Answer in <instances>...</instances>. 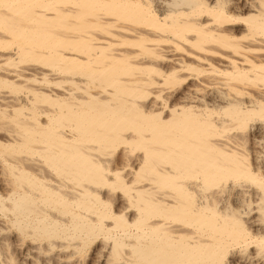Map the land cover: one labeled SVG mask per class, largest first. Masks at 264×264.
Segmentation results:
<instances>
[{
    "label": "bare ground",
    "instance_id": "bare-ground-1",
    "mask_svg": "<svg viewBox=\"0 0 264 264\" xmlns=\"http://www.w3.org/2000/svg\"><path fill=\"white\" fill-rule=\"evenodd\" d=\"M0 44V264H264V0H0Z\"/></svg>",
    "mask_w": 264,
    "mask_h": 264
},
{
    "label": "rangeland",
    "instance_id": "rangeland-1",
    "mask_svg": "<svg viewBox=\"0 0 264 264\" xmlns=\"http://www.w3.org/2000/svg\"><path fill=\"white\" fill-rule=\"evenodd\" d=\"M236 0H226V3L228 2V4H229V6L232 4V2L234 3ZM4 35H8V34H4ZM4 45H1L0 44V49H3L2 47H3ZM5 47V46H4ZM11 47V46H10ZM17 61V60H16ZM25 61V62H24ZM26 61H28V63H30V60H26V59H23V61L21 60V61H19L18 63L20 64V65H23V66H26L27 65V62ZM39 61H41V62H39ZM15 62V61H14ZM21 62V63H20ZM35 64H40V65H42L43 64V62H42V59H39L38 61H33ZM4 63H5V68L7 67V68H10V69H12L11 67H9V65L8 64H6V62H1L0 63V66L3 64L4 65ZM32 63V62H31ZM42 63V64H41ZM17 64V63H16ZM19 64H17V65H19ZM2 65V66H3ZM2 66H1V68H0V70H2L3 68H2ZM62 74H64V73H62ZM38 76H40V75H38ZM186 82V81H185ZM185 82L183 81V82H178L177 84H175V85H173L172 87L173 88H180L181 86H182V83L183 84H185ZM2 83V82H1ZM62 84V85H61ZM69 84H70V86H71V83L70 82H68L67 83V81H56L55 82V84L53 85L52 84V86H54V87H58V88H60L61 86H65V87H70L69 86ZM58 85V86H57ZM61 85V86H60ZM254 85V84H253ZM2 86H3V83H2ZM1 86V84H0V90H1V88H4V87H2ZM170 85H167V86H165V87H169ZM251 87V86H250ZM170 88V87H169ZM252 88H255V87H251V89ZM9 90H10V88H8ZM7 89V91H9ZM20 89L21 88H19V92H20ZM96 90H98V89H96ZM18 91L16 92V90H14L13 91V89L11 90V92L10 93H19ZM0 138H1V140H0V142H2L3 140V138L5 137V135L7 134V133H5V132H7L6 130L4 131L3 129L1 130L0 129ZM5 133V134H4ZM6 138V137H5ZM4 142V141H3ZM2 142V143H3ZM247 142V141H246ZM249 142V141H248ZM248 142L245 144V146H249V144H248ZM248 144V145H247ZM118 148V147H117ZM115 149V151H114V154H109V155H105L107 158H113V159H111L110 161H109V163H107L108 165H109V168H113V167H115L116 168V166L117 167H119V165H120V163H119V158H120V156H119V152H120V147L118 148V149ZM119 150V151H118ZM136 152H139L138 151V148H135V150H134V153H136ZM117 153H119V154H117ZM113 155V156H112ZM131 155H133V154H131ZM104 156V159H106V157ZM133 158V157H132ZM113 162V163H112ZM28 164V163H27ZM108 165H107V167H108ZM114 169V168H113ZM2 177H4L2 174H1V172H0V180L2 181V182H0V195H3L5 192H6V187L3 185V178ZM2 183V184H1ZM106 186V185H105ZM105 186H97V187H100V188H104ZM109 187H111V186H109V185H107V187H105L104 188V190L105 189H107V188H109ZM113 187V186H112ZM111 187V189H112V191L113 192H111V194H110V196H106V197H108L107 198V200H108V202H107V207H106V209H107V211H109V209L110 210H114V211H118L119 209H121L124 205H126V203H127V206L128 207H131L130 209L131 210H133V208H134V204L133 203H131V201H129V200H126V201H124V203H122L123 202V200L122 201H120L121 199L119 198V195L121 194V189L118 187V186H115L116 187V189H115V187H113L112 188ZM6 188V189H5ZM3 190H5V192L3 191ZM103 191V190H102ZM113 194V196H111ZM117 195V196H116ZM110 197V198H109ZM118 197V198H117ZM128 197H126V199H127ZM109 203V204H108ZM123 204V206H122V204ZM132 205V206H131ZM122 206V207H121ZM117 207V208H116ZM121 207V208H120ZM117 209V210H116ZM112 210V211H113ZM5 233H7V235H6V238H8V241L10 240V239H12L11 237H12V232L11 231H9V232H5ZM10 235V236H9ZM8 236V237H7ZM10 238V239H9ZM100 240L102 241V237L101 236H97V238L96 237H94L93 238V240L91 239V241L90 242H88L86 245V247H85V250H84V252H83V254H81L79 257H81L82 255H84L83 257H82V259L81 258H75L76 260L72 263V262H70V264H96L97 262V260H99L100 261V258H98V257H95V255H97L96 254V252H95V250H96V248L98 247V245H99V243H100ZM12 241V240H11ZM11 241H9V242H11ZM99 242V243H98ZM90 244V245H89ZM10 249V251H12V248L14 249V247L13 246H10L9 247ZM15 250V252L18 250V249H14ZM14 250L12 251V252H14ZM93 251V252H92ZM85 253V254H84ZM16 254H18V251L16 252ZM16 254H15V256H16ZM93 254V255H92ZM97 256H99V255H97ZM79 259H81L80 261H79ZM91 260V261H90ZM98 264V263H97Z\"/></svg>",
    "mask_w": 264,
    "mask_h": 264
}]
</instances>
